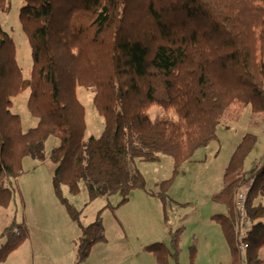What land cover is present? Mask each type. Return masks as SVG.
<instances>
[{
	"label": "trees",
	"instance_id": "1",
	"mask_svg": "<svg viewBox=\"0 0 264 264\" xmlns=\"http://www.w3.org/2000/svg\"><path fill=\"white\" fill-rule=\"evenodd\" d=\"M20 20L32 52L30 77L17 61L16 45L0 22V208L10 205L15 180L27 156L54 165L53 189L70 217L79 223V263L92 247L106 241L101 218L88 226L64 195L84 184L91 200L145 187L134 159L158 161L170 155L174 174L198 149L217 137L227 109L236 102L264 112V0H22ZM9 8L0 0V12ZM81 85L95 92L104 117L100 136H87ZM30 90L27 107L38 118L23 130L14 98ZM173 111L152 118L148 107ZM57 140L46 156V141ZM256 137L247 133L233 153L225 185L214 200L226 206L213 215L238 256L242 228L237 191H246L251 221L243 241L248 264H264V164L244 171ZM174 175V176H175ZM174 176L161 184V196ZM183 228L170 240L146 248L159 264L177 263ZM0 263L29 237L25 222L13 221L0 234ZM195 264L196 252L192 251Z\"/></svg>",
	"mask_w": 264,
	"mask_h": 264
},
{
	"label": "rangeland",
	"instance_id": "2",
	"mask_svg": "<svg viewBox=\"0 0 264 264\" xmlns=\"http://www.w3.org/2000/svg\"><path fill=\"white\" fill-rule=\"evenodd\" d=\"M22 0H8V10L0 12V22L16 45L17 61L25 77H30L32 52L20 20ZM30 90L14 98L13 110L20 114L23 130L36 126L38 118L27 107ZM77 94L85 106L87 136H100L104 117L94 104L92 88L79 85ZM152 118L173 111L153 103L148 107ZM217 128V137L197 150L192 161H185L174 174V161L163 155L158 161L134 159L132 165L145 177V187L133 189L126 202L121 195L89 198L84 184L78 194L64 186V195L80 211V222L88 226L101 218L106 241L96 243L88 258L79 263L77 239L81 227L56 197L53 189L55 165L48 158L43 162L27 156L23 173L14 181L15 196L8 207L0 208V234L13 221L25 222L29 237L25 243L0 264H159L147 246L170 240L169 231L183 228L178 263L169 257L167 264H235L232 247L213 215L224 213L226 206L214 200L225 185V174L233 153L247 133L256 137L253 149L244 161V171L264 164V112H253L251 105L233 103ZM56 137L46 141V156ZM175 175V176H174ZM173 178L165 198L161 184ZM245 191L240 188L237 191ZM236 194V195H237ZM235 195V197H236ZM264 202V201H263ZM6 237L0 238V248Z\"/></svg>",
	"mask_w": 264,
	"mask_h": 264
},
{
	"label": "built area",
	"instance_id": "3",
	"mask_svg": "<svg viewBox=\"0 0 264 264\" xmlns=\"http://www.w3.org/2000/svg\"><path fill=\"white\" fill-rule=\"evenodd\" d=\"M246 191H239L236 195V204L240 211V219L242 228L239 232V244H238V256L235 264H248L246 251L248 248V243L243 241L244 237L247 235V230L251 225V221L246 216V210L244 208V203L246 201Z\"/></svg>",
	"mask_w": 264,
	"mask_h": 264
},
{
	"label": "crops",
	"instance_id": "4",
	"mask_svg": "<svg viewBox=\"0 0 264 264\" xmlns=\"http://www.w3.org/2000/svg\"><path fill=\"white\" fill-rule=\"evenodd\" d=\"M55 143V142H54ZM47 158H48V156H47ZM260 256L262 257V258H264V249H262L261 251H260Z\"/></svg>",
	"mask_w": 264,
	"mask_h": 264
}]
</instances>
